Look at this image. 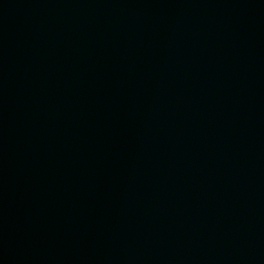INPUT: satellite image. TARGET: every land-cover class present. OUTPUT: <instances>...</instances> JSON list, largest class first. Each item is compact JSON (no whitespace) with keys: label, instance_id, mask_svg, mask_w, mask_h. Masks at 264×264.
Here are the masks:
<instances>
[{"label":"water","instance_id":"1","mask_svg":"<svg viewBox=\"0 0 264 264\" xmlns=\"http://www.w3.org/2000/svg\"><path fill=\"white\" fill-rule=\"evenodd\" d=\"M0 264H264V0H0Z\"/></svg>","mask_w":264,"mask_h":264}]
</instances>
